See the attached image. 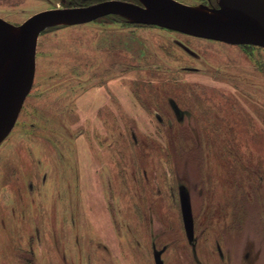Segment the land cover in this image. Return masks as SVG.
Instances as JSON below:
<instances>
[{
	"label": "rangeland",
	"instance_id": "rangeland-1",
	"mask_svg": "<svg viewBox=\"0 0 264 264\" xmlns=\"http://www.w3.org/2000/svg\"><path fill=\"white\" fill-rule=\"evenodd\" d=\"M63 7L0 0V17ZM119 17L38 36L0 141V264H264V47Z\"/></svg>",
	"mask_w": 264,
	"mask_h": 264
},
{
	"label": "water",
	"instance_id": "water-1",
	"mask_svg": "<svg viewBox=\"0 0 264 264\" xmlns=\"http://www.w3.org/2000/svg\"><path fill=\"white\" fill-rule=\"evenodd\" d=\"M103 0L83 6L47 9L19 25L0 17V141L11 131L31 89L39 34L48 27L77 25L106 15L154 25L229 44L264 47V0H218L217 6H190L177 0ZM18 30V33L16 32ZM185 232L193 233L189 197L179 192ZM162 264L160 253L154 254Z\"/></svg>",
	"mask_w": 264,
	"mask_h": 264
},
{
	"label": "trees",
	"instance_id": "trees-1",
	"mask_svg": "<svg viewBox=\"0 0 264 264\" xmlns=\"http://www.w3.org/2000/svg\"><path fill=\"white\" fill-rule=\"evenodd\" d=\"M67 5L69 6H83V5H89L92 3L100 2L103 0H66ZM136 1V0H133ZM120 18V17H119Z\"/></svg>",
	"mask_w": 264,
	"mask_h": 264
},
{
	"label": "flooded vegetation",
	"instance_id": "flooded-vegetation-1",
	"mask_svg": "<svg viewBox=\"0 0 264 264\" xmlns=\"http://www.w3.org/2000/svg\"><path fill=\"white\" fill-rule=\"evenodd\" d=\"M215 1H217V0H215ZM207 2H208L210 5H213V6H214V5L216 4L215 6H217V2L215 3V2H213L212 0H207ZM213 6H212V7H213Z\"/></svg>",
	"mask_w": 264,
	"mask_h": 264
},
{
	"label": "bare ground",
	"instance_id": "bare-ground-1",
	"mask_svg": "<svg viewBox=\"0 0 264 264\" xmlns=\"http://www.w3.org/2000/svg\"><path fill=\"white\" fill-rule=\"evenodd\" d=\"M16 32L18 33V30H16Z\"/></svg>",
	"mask_w": 264,
	"mask_h": 264
}]
</instances>
